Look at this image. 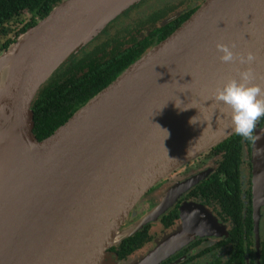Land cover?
I'll list each match as a JSON object with an SVG mask.
<instances>
[{
  "label": "water",
  "instance_id": "95a60500",
  "mask_svg": "<svg viewBox=\"0 0 264 264\" xmlns=\"http://www.w3.org/2000/svg\"><path fill=\"white\" fill-rule=\"evenodd\" d=\"M140 1L64 0L0 53V264H110L112 246L156 220L208 173L171 186L144 219L123 229L147 192L235 134L230 109L215 100L216 90L249 67L255 82L264 85V0H205L173 33L39 140L33 103L42 86ZM217 43H235V51H251L255 60L224 63ZM175 101L192 108L182 110ZM195 115L200 122L190 124ZM256 131L259 213L264 124ZM9 149L16 165L7 179ZM181 216L182 232L167 236L137 264H159L193 240L191 232L217 236L223 231L204 206L184 204ZM191 221H197L196 227Z\"/></svg>",
  "mask_w": 264,
  "mask_h": 264
},
{
  "label": "flooded vegetation",
  "instance_id": "af4514ba",
  "mask_svg": "<svg viewBox=\"0 0 264 264\" xmlns=\"http://www.w3.org/2000/svg\"><path fill=\"white\" fill-rule=\"evenodd\" d=\"M204 1L154 0L137 13L138 18L118 26L110 25L107 31L112 26L113 33L108 35L107 41L115 44L114 39L118 37H125L128 40L125 44L143 37L157 41L167 26L186 12L198 9ZM202 172H207V177L165 213L112 246L110 264H137L167 236L182 232L181 207L184 204L204 206L217 218L223 231L217 236L191 232L189 235H194V239L159 264H264V199L256 213L253 143L242 137L224 146L216 145L165 177L135 205L122 228L127 229L144 219L162 202L171 186ZM155 192L159 195L152 196ZM189 224L194 228L197 221Z\"/></svg>",
  "mask_w": 264,
  "mask_h": 264
},
{
  "label": "trees",
  "instance_id": "16d2710c",
  "mask_svg": "<svg viewBox=\"0 0 264 264\" xmlns=\"http://www.w3.org/2000/svg\"><path fill=\"white\" fill-rule=\"evenodd\" d=\"M62 1L64 0H0V37H6L0 52L8 49L19 35L50 14ZM196 10L178 17L166 27L157 41L143 37L139 41L134 40L132 44H125L127 39L118 37L114 39L115 44H111L107 38L94 43L106 33V27L88 44L92 45L90 48L85 47L80 51L81 54L79 52L63 64L40 89L33 103L34 132L38 139L43 140L54 133L92 97L111 84L153 46L173 33ZM26 14L28 18L25 17ZM13 22L20 26L14 27ZM263 124L264 117L258 121L257 128ZM237 137L241 138L233 134L219 144L224 146Z\"/></svg>",
  "mask_w": 264,
  "mask_h": 264
},
{
  "label": "clouds",
  "instance_id": "9594fccd",
  "mask_svg": "<svg viewBox=\"0 0 264 264\" xmlns=\"http://www.w3.org/2000/svg\"><path fill=\"white\" fill-rule=\"evenodd\" d=\"M235 48V43L231 45L217 43L216 49L220 54L219 59L224 63L239 62L249 65L255 60L253 52L249 51L243 54L235 51ZM256 79L253 69L249 67L240 71L238 76L228 79L216 90L214 97L216 101L230 109L228 115L235 134L253 144L260 139L256 129L258 121L264 117V85L256 83ZM175 103L178 108H181L176 101ZM197 122H200L197 120V115L189 120V123L193 125Z\"/></svg>",
  "mask_w": 264,
  "mask_h": 264
},
{
  "label": "rangeland",
  "instance_id": "374dc122",
  "mask_svg": "<svg viewBox=\"0 0 264 264\" xmlns=\"http://www.w3.org/2000/svg\"><path fill=\"white\" fill-rule=\"evenodd\" d=\"M154 2V0H141L139 3H137V4H135V5H133L131 8H129V9H127L124 13H122V14H120L115 20H113L110 24H108V26H107V28L110 26V25H112L113 23H116V25L118 26L121 22H128L130 19H133V18H138L136 15H137V13H139V12H141L144 8H145V6L147 5V4H150V3H153ZM130 11L129 13H127L126 15H125V13L127 12V11ZM125 15V16H124ZM25 17L26 18H28V14H26L25 15ZM13 26L14 27H17V26H20V25H18V24H14V22H13ZM111 33H113V27L111 26L110 27V30H109V32L107 31L105 34H103L101 37H100V39H98V40H96V42H94V43H97V42H99V41H101V40H104V39H106L107 37H108V35H110ZM12 36H14V34H12ZM6 40V37H0V48H1V46H2V43L4 42ZM92 45H87V46H85V47H87V48H90ZM84 47V48H85ZM83 48V49H84ZM86 48V49H87ZM83 49H82V51H83ZM1 53V52H0ZM82 52H80V54H81ZM152 196L154 195H159V193H154V194H151Z\"/></svg>",
  "mask_w": 264,
  "mask_h": 264
},
{
  "label": "bare ground",
  "instance_id": "6f19581e",
  "mask_svg": "<svg viewBox=\"0 0 264 264\" xmlns=\"http://www.w3.org/2000/svg\"><path fill=\"white\" fill-rule=\"evenodd\" d=\"M5 158L6 160H5V167L3 174L7 176L8 179L11 178V174L15 170V165H16L15 153L10 151V149L8 151L6 150Z\"/></svg>",
  "mask_w": 264,
  "mask_h": 264
}]
</instances>
